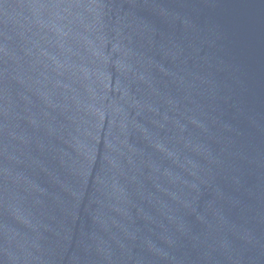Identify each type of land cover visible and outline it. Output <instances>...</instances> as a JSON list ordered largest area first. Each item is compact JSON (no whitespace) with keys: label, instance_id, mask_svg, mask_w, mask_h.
Returning a JSON list of instances; mask_svg holds the SVG:
<instances>
[{"label":"water","instance_id":"95a60500","mask_svg":"<svg viewBox=\"0 0 264 264\" xmlns=\"http://www.w3.org/2000/svg\"><path fill=\"white\" fill-rule=\"evenodd\" d=\"M0 264H264V0H0Z\"/></svg>","mask_w":264,"mask_h":264}]
</instances>
